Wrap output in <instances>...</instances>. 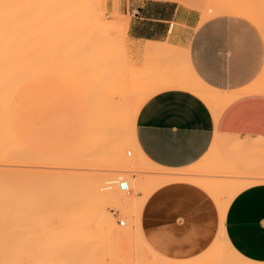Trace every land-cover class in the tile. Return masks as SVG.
Segmentation results:
<instances>
[{
	"label": "rangeland",
	"instance_id": "rangeland-1",
	"mask_svg": "<svg viewBox=\"0 0 264 264\" xmlns=\"http://www.w3.org/2000/svg\"><path fill=\"white\" fill-rule=\"evenodd\" d=\"M201 1L198 20L234 14L264 36V0ZM119 3L0 0L1 23L20 44L13 62L0 63V264H151L158 257L139 227L156 178H196L223 202L234 182L264 183V136L218 132L207 155L183 169L142 156L132 117L159 87L131 56ZM182 83L196 92L193 75ZM228 93L264 97V65L251 85ZM207 104L217 115L228 105ZM219 241L196 261L227 264L236 251Z\"/></svg>",
	"mask_w": 264,
	"mask_h": 264
},
{
	"label": "crops",
	"instance_id": "crops-1",
	"mask_svg": "<svg viewBox=\"0 0 264 264\" xmlns=\"http://www.w3.org/2000/svg\"><path fill=\"white\" fill-rule=\"evenodd\" d=\"M202 4L201 0L119 3L120 12L128 16L131 56L139 71L143 66L146 75L151 71L153 86L162 87L138 107L134 136L131 132L138 151L156 167L175 170L198 163L218 132L264 136V97L228 93L248 87L260 74L264 36L253 23L234 14L198 20ZM192 74L211 89L235 94L218 115L203 97L180 85ZM252 160L250 167H256L260 158L253 165ZM173 178L142 205L140 235L155 253L176 262L192 259L202 264L196 259H207L219 240H227L236 251L227 264H264V183L251 182L219 205L193 181L196 178Z\"/></svg>",
	"mask_w": 264,
	"mask_h": 264
},
{
	"label": "bare ground",
	"instance_id": "bare-ground-1",
	"mask_svg": "<svg viewBox=\"0 0 264 264\" xmlns=\"http://www.w3.org/2000/svg\"><path fill=\"white\" fill-rule=\"evenodd\" d=\"M154 45V44H152ZM161 45V44H160ZM20 47V44L17 43V41L15 42V39L13 38V36H11V31L6 27V26H3L2 23H1V20H0V63H9V62H13V59L18 51V48ZM146 49L148 50V48L146 47ZM6 63V64H7ZM13 64V63H12ZM11 64V65H12ZM3 64H0V67H2ZM9 65V64H8ZM9 65V66H11ZM192 73V72H191ZM193 75V74H192ZM194 77V76H193ZM195 78V77H194ZM198 82V87L199 89H194L196 92H199L201 94V97H203L209 104L211 105H214V104H219V103H227L229 100H231L232 98H234L235 94H228V93H224V95H221L219 93V95H214V94H211L210 92H207V91H204L202 89H200L201 87H204L205 85H203L201 82L197 81ZM180 85H184L183 83H180ZM162 88V87H161ZM160 89L157 88V89H154L156 91H158ZM155 91V92H156ZM215 92V91H214ZM153 93V92H152ZM216 94V93H215ZM145 96H149V95H146ZM145 99V98H144ZM142 102V101H141ZM140 106V104L138 106H136V109H134V115L138 109V107ZM134 118V116L132 117ZM132 123H133V120H132ZM130 138L132 139V136H130ZM130 153V152H128ZM172 180H175V178L173 177H164V176H161L159 178H156L155 179V187L145 196V200L148 198V196L155 190L157 189L158 187L164 185L165 183H168ZM123 183H127L125 181L121 182L120 183V187ZM250 184L252 183H249V182H234L233 184H230V186H232L231 188H233V190L235 191L234 193H232V197L233 195L239 191V190H242L244 189L245 187L249 186ZM128 185V183H127ZM202 188H204L210 195H212V192H213V189L212 187H209L207 184H199ZM208 188L210 190H208ZM107 190H109L110 192H113L114 191V187L112 185V183H109V185H107ZM124 190H128L127 189H124ZM213 196V195H212ZM213 198L215 199V197L213 196ZM231 198V197H230ZM217 201V200H216ZM223 204L224 202L223 201H220L218 203L217 201V204L220 205ZM224 212H221V214H223ZM122 223V222H121ZM123 224V223H122ZM144 241V240H143ZM144 245H146V247L148 248V250L153 254V255H156L158 257V259H153L151 260V264H199L198 262H193V261H182V262H176V261H173V260H169V259H166L162 256H159L157 253H155L145 242H143ZM155 257V256H154ZM225 259V258H224ZM87 262L88 260H91L89 261L90 264L92 262V260L94 259H86ZM85 260V261H86ZM225 261H228L225 259ZM85 263V264H89V263ZM81 263V262H80ZM81 263V264H83ZM8 264V263H7ZM50 264V263H49Z\"/></svg>",
	"mask_w": 264,
	"mask_h": 264
},
{
	"label": "built area",
	"instance_id": "built-area-1",
	"mask_svg": "<svg viewBox=\"0 0 264 264\" xmlns=\"http://www.w3.org/2000/svg\"><path fill=\"white\" fill-rule=\"evenodd\" d=\"M128 155H130V153H128ZM128 188V185H127V183H123L122 185H121V189H127ZM122 224V223H121Z\"/></svg>",
	"mask_w": 264,
	"mask_h": 264
}]
</instances>
